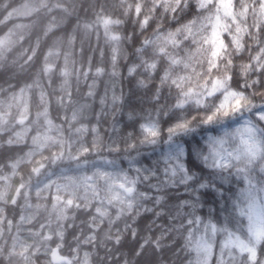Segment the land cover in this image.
I'll list each match as a JSON object with an SVG mask.
<instances>
[{
  "label": "trees",
  "instance_id": "trees-1",
  "mask_svg": "<svg viewBox=\"0 0 264 264\" xmlns=\"http://www.w3.org/2000/svg\"><path fill=\"white\" fill-rule=\"evenodd\" d=\"M239 4L0 0L8 21L0 24V251L10 260L19 254V264H59L49 255L57 246L66 264H97L103 237L136 230L155 238L163 221L164 231L172 228L167 264L264 260V190L248 178L264 155V129L249 122L252 113L183 142L129 148L136 121L150 136L166 115L191 114L201 98L194 70L211 75L229 37L235 48L257 34L234 71L239 77L248 64L256 82L245 91L264 92V0ZM224 86L212 78L213 89ZM78 151L81 161L69 164L65 157ZM41 153L53 161L43 166ZM196 159L203 167L193 166ZM165 191L171 199L158 205Z\"/></svg>",
  "mask_w": 264,
  "mask_h": 264
},
{
  "label": "clouds",
  "instance_id": "clouds-1",
  "mask_svg": "<svg viewBox=\"0 0 264 264\" xmlns=\"http://www.w3.org/2000/svg\"><path fill=\"white\" fill-rule=\"evenodd\" d=\"M155 4L156 0H152ZM246 5V0H240L239 7L243 10ZM151 8H146L145 12H151ZM6 9H0V24H8V21L3 19L6 16ZM243 14V11H242ZM186 22V21H185ZM172 23H175L173 20ZM163 27V24H159ZM142 28H147V24H142ZM251 29L255 28V25H250ZM231 31V29H230ZM250 41L243 40L241 44L235 48L232 46L231 37L225 40L226 49L223 57L220 58L216 65V69L209 75L205 69L202 72H195L198 76L197 87L200 88L201 98L196 101L195 107L192 109L191 114L185 113L181 118H176L171 115H166L165 120H158L150 133V136L144 135V121L139 120L135 122V129L130 131L128 135L131 137L135 134V139L130 140L129 148H136L141 144H160L163 147L169 141L180 140L183 142L185 139L190 138L191 134L198 132L201 128H210L222 123H239L245 116V114L252 113L249 117V122L255 123L257 127L264 129V112L255 113L253 110L261 105H264V92L253 93L245 91L246 86L255 83V80H249L247 73L249 71L248 64L240 65L239 77L236 76L234 69L237 66L236 57L242 56L245 51V46L249 43L257 42V34L254 31L250 32ZM264 46V40L260 41ZM205 77L208 79L205 81ZM219 77L225 82V86L216 90L211 87L212 78ZM234 80L241 81L240 83H234ZM255 96H259L260 99H254ZM254 117V118H253ZM50 151V150H49ZM202 151H207L206 148ZM84 154L80 151L73 153L65 160L72 165L81 161V157ZM40 159L44 161L43 166H47V163L53 161L51 155H44L41 153ZM86 159V158H85ZM194 167H203V162L200 159L193 161ZM236 167V165H233ZM34 171H40V167L33 169ZM229 175H232L231 169H229ZM190 176L195 183L197 181L196 176ZM248 178L251 181H255L256 185L264 190V155H261L255 162L251 163L248 169ZM171 199L167 192H163L156 199L158 205L165 204ZM183 203V201H180ZM151 211V209L149 210ZM163 208L157 212V217L162 215ZM162 226V227H161ZM68 227H72L71 224ZM161 227L160 232H154L148 234L143 238H139L136 230H133L130 236H124L123 234L115 235L111 237H103L101 247L105 249L103 253L96 252L94 254L99 256V261L103 264H112V261H117L118 264H167L164 252L167 244V236L172 232V228H167V225L163 224V221L157 225ZM174 227V226H173ZM45 242L46 237L42 238ZM111 241V243H108ZM41 241L37 240L39 244ZM135 243L134 248H129L128 245ZM183 245H181V248ZM38 250V249H37ZM109 253H112L109 255ZM11 253H5L0 251V256L4 257L5 264H19L16 259H9ZM107 257V260H105ZM34 264V262H32ZM45 264H48L46 261ZM185 264L187 261L185 260ZM260 264H264V260L260 261Z\"/></svg>",
  "mask_w": 264,
  "mask_h": 264
},
{
  "label": "water",
  "instance_id": "water-1",
  "mask_svg": "<svg viewBox=\"0 0 264 264\" xmlns=\"http://www.w3.org/2000/svg\"><path fill=\"white\" fill-rule=\"evenodd\" d=\"M59 248L57 246L52 247L50 250V258L52 262L59 263V264H66L68 262V257L61 254L60 251H58Z\"/></svg>",
  "mask_w": 264,
  "mask_h": 264
},
{
  "label": "rangeland",
  "instance_id": "rangeland-1",
  "mask_svg": "<svg viewBox=\"0 0 264 264\" xmlns=\"http://www.w3.org/2000/svg\"><path fill=\"white\" fill-rule=\"evenodd\" d=\"M50 234V232H48V233H44V236L42 237V238H44V237H46V238H49V235ZM43 240V239H42ZM29 241H27V243H28ZM21 245H22V247L24 248V249H27L28 248V244H23V242L22 243H20ZM46 244V243H45ZM41 250H44V248L42 247L41 248ZM13 254H14V258L15 257H17L19 254H16L14 251L12 252ZM13 258V259H14Z\"/></svg>",
  "mask_w": 264,
  "mask_h": 264
},
{
  "label": "snow or ice",
  "instance_id": "snow-or-ice-1",
  "mask_svg": "<svg viewBox=\"0 0 264 264\" xmlns=\"http://www.w3.org/2000/svg\"><path fill=\"white\" fill-rule=\"evenodd\" d=\"M247 251H249L250 254L253 255V257H255V251L253 249H246Z\"/></svg>",
  "mask_w": 264,
  "mask_h": 264
}]
</instances>
